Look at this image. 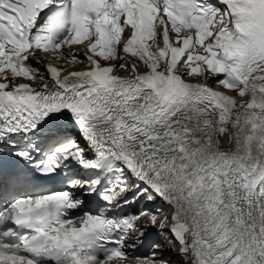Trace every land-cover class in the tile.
Instances as JSON below:
<instances>
[{"label": "snow or ice", "instance_id": "6c2138e0", "mask_svg": "<svg viewBox=\"0 0 264 264\" xmlns=\"http://www.w3.org/2000/svg\"><path fill=\"white\" fill-rule=\"evenodd\" d=\"M142 217L185 264H264V0H0V264H166L125 251Z\"/></svg>", "mask_w": 264, "mask_h": 264}, {"label": "bare ground", "instance_id": "6f19581e", "mask_svg": "<svg viewBox=\"0 0 264 264\" xmlns=\"http://www.w3.org/2000/svg\"><path fill=\"white\" fill-rule=\"evenodd\" d=\"M190 79L197 80V79H193V78H190ZM213 89L219 90L218 88H213ZM231 146H229V147L223 146L222 149L228 150L231 148ZM157 208H161V207L159 205H153L150 212H154ZM163 214H164V216H167L170 220V217L172 214L166 213L165 210H163ZM160 218H163V217H160ZM145 222L148 223L154 231L160 233L159 221H158L156 226H153L151 223H149L147 221V218H146ZM166 226H165V228H166ZM136 234H139V232H136ZM159 245H161V247L159 249L155 250L158 252V256L156 257L157 259L165 261L166 264H185V260L177 251V245L175 243H173V245H168L166 243H160Z\"/></svg>", "mask_w": 264, "mask_h": 264}, {"label": "rangeland", "instance_id": "374dc122", "mask_svg": "<svg viewBox=\"0 0 264 264\" xmlns=\"http://www.w3.org/2000/svg\"><path fill=\"white\" fill-rule=\"evenodd\" d=\"M222 140H224V141H225V139H224V138H221V139H220V141H221V142H222ZM223 146H226V145H223ZM223 146H222V147H223Z\"/></svg>", "mask_w": 264, "mask_h": 264}]
</instances>
